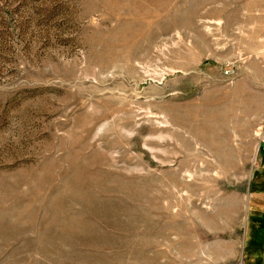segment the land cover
<instances>
[{
	"label": "rangeland",
	"instance_id": "374dc122",
	"mask_svg": "<svg viewBox=\"0 0 264 264\" xmlns=\"http://www.w3.org/2000/svg\"><path fill=\"white\" fill-rule=\"evenodd\" d=\"M0 264H264V0H0Z\"/></svg>",
	"mask_w": 264,
	"mask_h": 264
},
{
	"label": "water",
	"instance_id": "95a60500",
	"mask_svg": "<svg viewBox=\"0 0 264 264\" xmlns=\"http://www.w3.org/2000/svg\"><path fill=\"white\" fill-rule=\"evenodd\" d=\"M262 149H263V145H262Z\"/></svg>",
	"mask_w": 264,
	"mask_h": 264
}]
</instances>
